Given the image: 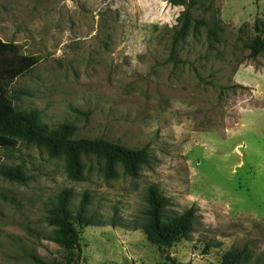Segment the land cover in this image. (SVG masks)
<instances>
[{
    "label": "rangeland",
    "instance_id": "1",
    "mask_svg": "<svg viewBox=\"0 0 264 264\" xmlns=\"http://www.w3.org/2000/svg\"><path fill=\"white\" fill-rule=\"evenodd\" d=\"M258 36L264 0H0V93L12 109L149 154L137 177L120 165L112 178L84 156L77 181L45 147L0 149V264H221L234 252L264 264V95L236 81L264 90V70L246 69L263 66L264 54L250 56ZM9 168L26 181L4 178ZM151 186L169 201L166 221L195 211L172 248L135 230ZM65 190L73 215L90 200L80 251L49 240Z\"/></svg>",
    "mask_w": 264,
    "mask_h": 264
},
{
    "label": "trees",
    "instance_id": "2",
    "mask_svg": "<svg viewBox=\"0 0 264 264\" xmlns=\"http://www.w3.org/2000/svg\"><path fill=\"white\" fill-rule=\"evenodd\" d=\"M180 5L184 6L186 3ZM184 17L183 30H187L190 23L189 10L185 12ZM249 49L251 58L258 59L264 54V37L258 36ZM26 66L27 63L16 64L12 73H18ZM5 86L8 87V83L0 81V87ZM75 133L76 127L71 124H62L56 130H50L36 112L13 110L11 103L0 93V149L10 148L18 141L45 147L52 156L66 158L69 174L73 180L77 181L82 180L84 176V156L95 155L104 159L108 178L116 175L120 165L124 167L128 175L137 177L142 166L148 163L147 149L132 150L103 139H76ZM1 175L18 183L26 181L20 169H5L1 171ZM72 197L73 194L70 191L65 190L60 193L49 216V225L55 228L49 240L68 252L81 250L80 230L94 225V219L88 213L89 197L84 196L76 215H73L70 210ZM147 203L149 208L145 213V219L143 223L135 224V230H142L149 241L155 245L172 248L188 234L195 218V211L190 209L166 221L165 211L169 201L157 186L149 188ZM166 259L170 264H179L171 256H167ZM32 260L36 264H59L56 261L45 263L35 256ZM244 261L242 252H234L226 254L221 264H244Z\"/></svg>",
    "mask_w": 264,
    "mask_h": 264
},
{
    "label": "crops",
    "instance_id": "3",
    "mask_svg": "<svg viewBox=\"0 0 264 264\" xmlns=\"http://www.w3.org/2000/svg\"><path fill=\"white\" fill-rule=\"evenodd\" d=\"M246 69L256 70V71H258L259 69L264 70V61H263V66H261L258 69L256 67H254L253 65L247 67ZM238 75H239V72H238L237 77H236V81L238 84L243 85V86L248 87V88H251V89H254V91H256L259 95H264V90H262L260 85L256 86V87H259V89L255 88V87L251 86L249 83H247L246 81H244V78H240Z\"/></svg>",
    "mask_w": 264,
    "mask_h": 264
}]
</instances>
